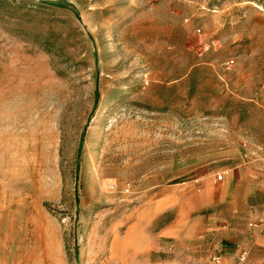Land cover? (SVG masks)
Wrapping results in <instances>:
<instances>
[{
	"label": "rangeland",
	"instance_id": "rangeland-1",
	"mask_svg": "<svg viewBox=\"0 0 264 264\" xmlns=\"http://www.w3.org/2000/svg\"><path fill=\"white\" fill-rule=\"evenodd\" d=\"M152 22L172 36L133 34ZM200 64L236 104L231 119L198 97L146 110L154 77ZM222 151L264 165V0H0V264H121L116 242L144 182ZM241 227L211 254L248 247L264 219ZM250 253L264 264V248ZM186 254L150 264H191Z\"/></svg>",
	"mask_w": 264,
	"mask_h": 264
},
{
	"label": "crops",
	"instance_id": "crops-1",
	"mask_svg": "<svg viewBox=\"0 0 264 264\" xmlns=\"http://www.w3.org/2000/svg\"><path fill=\"white\" fill-rule=\"evenodd\" d=\"M173 31L170 24L152 22L135 27L133 34L152 41L170 37ZM222 94L216 72L209 64H200L170 82L154 77L144 107L164 115L171 111L174 99L198 97L207 114L231 119L236 104ZM140 191L147 199L134 211L116 242L121 264L134 259L138 264H150L152 255L160 252L187 253L191 264H204L215 256L211 253L218 248L219 238H236L237 233L245 232L241 230L243 220L258 214L264 219V165L257 169L241 153L222 151L182 159L149 177ZM246 232L240 242L248 247L234 248L230 243L220 250L218 264H236L242 250L248 251L245 264H256L250 251L264 248V233L255 229Z\"/></svg>",
	"mask_w": 264,
	"mask_h": 264
},
{
	"label": "built area",
	"instance_id": "built-area-1",
	"mask_svg": "<svg viewBox=\"0 0 264 264\" xmlns=\"http://www.w3.org/2000/svg\"><path fill=\"white\" fill-rule=\"evenodd\" d=\"M230 63H233V61H230ZM222 176H223L222 174H221V175H218V176H217V179H218V180H221V179H222ZM247 255H248V251H247V250H242V251L240 252V256H239V262H240V263H243V262L246 260ZM211 261H212L214 264H218L219 257L214 256V257L211 258Z\"/></svg>",
	"mask_w": 264,
	"mask_h": 264
},
{
	"label": "trees",
	"instance_id": "trees-1",
	"mask_svg": "<svg viewBox=\"0 0 264 264\" xmlns=\"http://www.w3.org/2000/svg\"><path fill=\"white\" fill-rule=\"evenodd\" d=\"M97 94V93H96Z\"/></svg>",
	"mask_w": 264,
	"mask_h": 264
}]
</instances>
